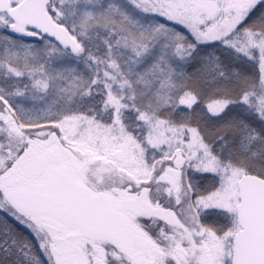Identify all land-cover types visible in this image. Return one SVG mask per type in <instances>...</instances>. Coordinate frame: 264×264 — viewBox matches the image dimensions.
Segmentation results:
<instances>
[{
	"label": "snow or ice",
	"instance_id": "snow-or-ice-1",
	"mask_svg": "<svg viewBox=\"0 0 264 264\" xmlns=\"http://www.w3.org/2000/svg\"><path fill=\"white\" fill-rule=\"evenodd\" d=\"M0 264H264V0H0Z\"/></svg>",
	"mask_w": 264,
	"mask_h": 264
},
{
	"label": "trees",
	"instance_id": "trees-1",
	"mask_svg": "<svg viewBox=\"0 0 264 264\" xmlns=\"http://www.w3.org/2000/svg\"><path fill=\"white\" fill-rule=\"evenodd\" d=\"M18 227H21V230H23V229H22V226H18Z\"/></svg>",
	"mask_w": 264,
	"mask_h": 264
}]
</instances>
